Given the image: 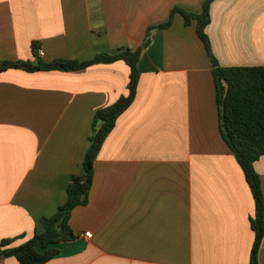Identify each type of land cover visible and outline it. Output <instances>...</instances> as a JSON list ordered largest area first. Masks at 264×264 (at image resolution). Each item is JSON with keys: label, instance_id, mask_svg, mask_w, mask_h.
I'll return each mask as SVG.
<instances>
[{"label": "crops", "instance_id": "0c3cea01", "mask_svg": "<svg viewBox=\"0 0 264 264\" xmlns=\"http://www.w3.org/2000/svg\"><path fill=\"white\" fill-rule=\"evenodd\" d=\"M206 0H0V62H86L137 50L132 105L94 162L72 241L46 264H250L255 202L224 142L213 64L184 10ZM206 33L222 67L264 66V0H215ZM124 61L78 71H0V243L43 231L84 174L94 117L128 94ZM264 193V156L254 164ZM91 233L87 238L84 234ZM264 264V239L259 255ZM0 264H20L14 257Z\"/></svg>", "mask_w": 264, "mask_h": 264}, {"label": "trees", "instance_id": "16d2710c", "mask_svg": "<svg viewBox=\"0 0 264 264\" xmlns=\"http://www.w3.org/2000/svg\"><path fill=\"white\" fill-rule=\"evenodd\" d=\"M215 0H206L201 14H191L184 10H173L183 15L186 25L196 21V32L205 45L213 64V77L219 111V129L224 142L242 168L255 202V214L251 218L254 242L250 264H259L258 255L264 239V193L260 175L254 164L264 156V66L222 67L211 51L210 38L206 28L210 24V6ZM172 21L148 28L146 38L137 50L127 49L117 54H99L92 60L78 62L58 59L51 63L40 60L39 46L33 44V52L39 62H0V71L22 69L26 71H78L95 64H110L124 61L130 68L128 94L113 105L99 110L92 126L90 146L84 157L82 176L74 177L67 188L65 203L58 207L51 217L41 219L43 231L36 233L30 240L14 246L13 239L0 243V261L14 257L20 264H46L59 250L55 245L72 241L76 234L70 227L73 210L88 204L93 184L94 162L110 132L114 129L120 115L134 102L140 80V63L143 53L152 41L155 30H164Z\"/></svg>", "mask_w": 264, "mask_h": 264}, {"label": "built area", "instance_id": "2783aa9c", "mask_svg": "<svg viewBox=\"0 0 264 264\" xmlns=\"http://www.w3.org/2000/svg\"><path fill=\"white\" fill-rule=\"evenodd\" d=\"M42 53V51L40 50L39 51V54H41ZM87 238H90L91 237V233L90 232H86L85 234H84Z\"/></svg>", "mask_w": 264, "mask_h": 264}]
</instances>
